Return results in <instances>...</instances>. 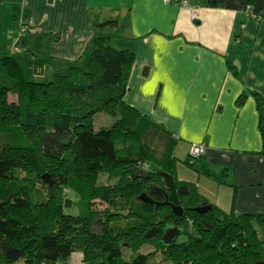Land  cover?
Returning <instances> with one entry per match:
<instances>
[{
  "label": "trees",
  "instance_id": "obj_1",
  "mask_svg": "<svg viewBox=\"0 0 264 264\" xmlns=\"http://www.w3.org/2000/svg\"><path fill=\"white\" fill-rule=\"evenodd\" d=\"M243 1L249 10L256 2ZM109 39L93 40L85 67L72 64L48 82L28 80L15 57L1 60L13 86L0 87V264H67L77 252L84 264H151L139 253L146 243L173 264H264L258 235L264 215L227 214L178 181L171 134L124 102L135 55L116 50ZM253 96L264 138V99ZM100 112L115 120L109 129H95ZM100 175L115 183L99 186ZM37 182L47 193L40 202L31 193ZM66 189L87 200L88 217L64 214L72 204L63 197ZM142 194L182 207L184 216L139 201ZM94 200L108 209H93ZM204 204L211 211L198 214L194 209ZM129 218L139 223L117 225ZM163 224L179 227L187 239L164 246ZM154 227L157 239L144 241ZM124 248L135 254L132 261L122 258Z\"/></svg>",
  "mask_w": 264,
  "mask_h": 264
},
{
  "label": "crops",
  "instance_id": "obj_2",
  "mask_svg": "<svg viewBox=\"0 0 264 264\" xmlns=\"http://www.w3.org/2000/svg\"><path fill=\"white\" fill-rule=\"evenodd\" d=\"M210 1L191 0L194 20L163 0H0V87L13 86L6 56L26 78L46 81L72 64L85 67L93 40L110 38L135 55L124 102L171 134L178 181L227 214L264 215L262 115L253 96L264 99V0L251 10L243 0ZM195 145L202 153L191 160Z\"/></svg>",
  "mask_w": 264,
  "mask_h": 264
},
{
  "label": "rangeland",
  "instance_id": "obj_3",
  "mask_svg": "<svg viewBox=\"0 0 264 264\" xmlns=\"http://www.w3.org/2000/svg\"><path fill=\"white\" fill-rule=\"evenodd\" d=\"M27 79L32 80V79H30L29 76L27 77ZM45 82H48V81L46 80ZM10 101L17 103V99H16V97L13 96V94H10ZM94 119H95L94 120L95 129H100V128L109 129L113 125V122L115 121V120H113L112 117H110L109 115H107L103 112L96 114L94 116ZM114 183H115V181H110L109 178L108 177L106 178L105 175H100L98 178L97 184L99 186L107 187V186H111ZM31 193H32V197L35 198L34 199L35 202H40L42 199L43 200L46 199L45 194H47V193L43 192V186H41L38 182H37V187ZM63 197H65L66 199H69L72 203L70 207H64V211H65L64 214L65 215L88 217L90 212H89V204H88L87 200L81 199L80 196H78L76 194V192L71 190V189L70 190L66 189L64 191ZM92 206H93V209L100 210V211L107 210L109 207L108 204L102 203L101 200L92 201ZM127 214H128V212H125L124 215H127ZM138 221L139 220L136 218L133 220L131 218H129L128 220H122L117 225H124L126 223L127 224L128 223L138 224L139 223ZM166 224H163V226L160 225L158 227L160 228L162 226L161 229L165 228L164 226ZM160 236L162 238L163 234ZM178 239H179L178 242H183L184 240L187 239V236L182 235ZM140 249L141 250L139 251V253L147 255L150 258L151 264H173L172 261L167 259L166 255L164 253V250L161 251V249H159L156 244L146 243V244H143ZM134 256H135V254L131 250L126 249V248L122 249V258L125 261H132ZM83 259H84L83 255L80 252H77V253L73 254L69 259H67V264H84ZM58 264H61V263L59 262Z\"/></svg>",
  "mask_w": 264,
  "mask_h": 264
},
{
  "label": "water",
  "instance_id": "obj_4",
  "mask_svg": "<svg viewBox=\"0 0 264 264\" xmlns=\"http://www.w3.org/2000/svg\"><path fill=\"white\" fill-rule=\"evenodd\" d=\"M44 180H48L49 183H51V177H49L48 175L43 176ZM179 192H181V194H185V191H182V189L179 190ZM139 201L147 203L149 205H153L156 206V209L163 207L165 205H168L173 213L174 216H179L182 217L183 215V208L180 206H176L175 204L172 203H168L167 201L164 202V204L162 202H156L155 200H153L152 198L148 197L146 194H142L141 196H139L138 198ZM212 207L209 204H204V206L195 208L194 210L198 213V214H205L208 211H211ZM159 231L160 229L158 227H154L152 229H150L149 231H147L145 233V235L143 236V240L150 242L153 241L155 239H157L158 235H159ZM183 231L176 226H168L167 228H165L163 230V236L161 239V242L163 243L164 246H171L172 244L175 243L176 240H178V238L180 236H182Z\"/></svg>",
  "mask_w": 264,
  "mask_h": 264
},
{
  "label": "built area",
  "instance_id": "obj_5",
  "mask_svg": "<svg viewBox=\"0 0 264 264\" xmlns=\"http://www.w3.org/2000/svg\"><path fill=\"white\" fill-rule=\"evenodd\" d=\"M167 4H176L180 6L181 8H184L189 11L191 14V17L197 19L198 14H199V7H196L191 4V0H163ZM13 50H17L16 48ZM202 148L201 146H193L190 152V158L193 159H199L201 153H202Z\"/></svg>",
  "mask_w": 264,
  "mask_h": 264
}]
</instances>
